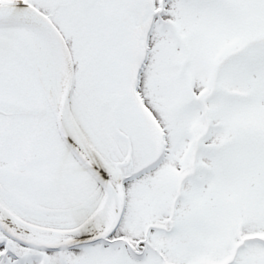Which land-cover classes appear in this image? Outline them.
I'll return each mask as SVG.
<instances>
[{
	"label": "snow or ice",
	"instance_id": "snow-or-ice-1",
	"mask_svg": "<svg viewBox=\"0 0 264 264\" xmlns=\"http://www.w3.org/2000/svg\"><path fill=\"white\" fill-rule=\"evenodd\" d=\"M0 264H264V0H0Z\"/></svg>",
	"mask_w": 264,
	"mask_h": 264
}]
</instances>
